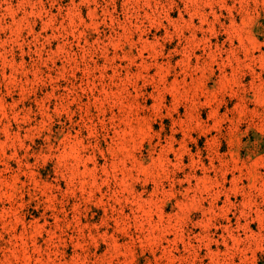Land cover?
<instances>
[{"label":"rangeland","instance_id":"1","mask_svg":"<svg viewBox=\"0 0 264 264\" xmlns=\"http://www.w3.org/2000/svg\"><path fill=\"white\" fill-rule=\"evenodd\" d=\"M0 264H264V0H0Z\"/></svg>","mask_w":264,"mask_h":264}]
</instances>
